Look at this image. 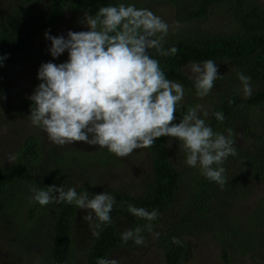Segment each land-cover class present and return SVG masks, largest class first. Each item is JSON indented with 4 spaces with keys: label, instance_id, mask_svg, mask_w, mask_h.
<instances>
[{
    "label": "trees",
    "instance_id": "16d2710c",
    "mask_svg": "<svg viewBox=\"0 0 264 264\" xmlns=\"http://www.w3.org/2000/svg\"><path fill=\"white\" fill-rule=\"evenodd\" d=\"M163 1L178 3L179 16L193 25V29H184L181 34L165 36L164 49L176 46L180 49L177 54L160 56L156 50H149L166 77L182 84L190 93L188 99L177 105L176 122L200 98L209 99L212 113L205 123L225 136L228 129L232 130L236 155L229 156L221 165L226 179L221 186L207 179L199 165L184 167L171 157L168 143L174 138L160 137L151 147L144 148L151 163L144 183L134 182L132 191L114 186L101 189L115 197L110 213L112 222L97 229L100 234L87 247L85 264H97L99 258L111 259L118 248L136 246L132 240L123 241L121 233L148 223L152 225V232L144 229V244L153 242L164 253L168 264H183L192 237L203 230L221 244L227 262L230 251L264 258V197L237 214L243 220L234 222L226 218L234 202L247 197L251 181H264V6L256 0ZM7 2L0 9L2 96H6L9 86L1 79L9 77L11 61L21 58L24 62L44 54L51 43L36 49L37 40L54 29L68 13L94 15L102 6L120 3L148 7L138 0H16L8 5ZM210 6L229 13L234 24L222 30L200 27ZM209 59L218 65L221 76L214 81L207 96L198 97L194 81L190 79V66ZM238 72L251 77L252 95L247 99ZM22 104L31 111L30 100L23 99ZM0 106L5 112L3 108L8 105L0 102ZM217 112L224 114L222 122L216 119ZM11 116L12 113H4L0 118L8 120ZM91 153L88 155L76 148L68 150L67 145H56L42 134H33L17 149L10 165H0V224L14 234L16 264H75L77 234L83 229L86 210L64 202L41 206L32 199V188L63 185L65 190L74 187L78 194L85 193L93 181L77 187L80 173L74 168H80L81 173L89 169L97 175L100 168L107 166L111 155L109 151ZM222 187H226L227 195L218 196ZM129 204L148 211L157 210L159 215L151 222L134 217L127 210ZM158 218L162 219L160 224ZM153 233H159V237L154 239ZM173 237L181 243L174 244Z\"/></svg>",
    "mask_w": 264,
    "mask_h": 264
},
{
    "label": "clouds",
    "instance_id": "9594fccd",
    "mask_svg": "<svg viewBox=\"0 0 264 264\" xmlns=\"http://www.w3.org/2000/svg\"><path fill=\"white\" fill-rule=\"evenodd\" d=\"M80 23L88 30L68 31L67 37L45 32V38L51 41L50 55L57 58L67 51L68 59L60 64L40 65L37 78L41 83L29 97L28 119L32 125L40 127L56 145L84 142L106 148L117 157L151 147L160 137L174 138L185 153L188 166L199 165L207 179L223 186L226 179L221 165L229 156L236 155L232 130L228 129L227 136L214 132L199 115V105L189 107L176 122L184 86L168 79L159 61L149 55L151 49L160 56L180 51L176 46L163 47L169 25L147 8L124 3L102 6L94 15L85 12ZM174 23L178 29L179 22ZM190 72L198 97L207 96L221 76L218 65L210 59L193 63ZM237 77L244 98H249L251 77L239 72ZM215 117L224 120L222 112L215 113ZM168 146L171 147V140ZM32 192V199L41 206L64 202L86 210L83 219L93 227L94 236H99L97 229L102 224L112 222L110 213L116 201L106 192L89 197L87 192L78 194L74 187L65 190L63 185L34 187ZM127 210L149 222L159 215L157 210L131 204ZM145 228L152 232L148 223L126 229L121 239L144 245ZM158 237L159 233H153L154 239ZM172 242L181 243L177 237ZM97 264L119 262L99 258Z\"/></svg>",
    "mask_w": 264,
    "mask_h": 264
},
{
    "label": "rangeland",
    "instance_id": "374dc122",
    "mask_svg": "<svg viewBox=\"0 0 264 264\" xmlns=\"http://www.w3.org/2000/svg\"><path fill=\"white\" fill-rule=\"evenodd\" d=\"M15 1L16 0H0V9L5 6L6 2L8 5ZM138 1L144 2L148 6L147 9L151 10L169 25V34L178 35L183 33L184 29H193V25H188L185 23L186 19H184L182 15L179 16L178 3L176 4L163 0ZM256 1L264 6V0ZM183 6L185 5L183 4ZM206 15L204 22L199 24L200 27L206 30L227 29L230 25L234 24L229 13L215 6H210ZM83 17L84 16H78V14L75 13H68L65 18L52 29L53 31L50 30L48 33L52 36L67 37L68 31H87V26L80 23ZM176 21L180 24L178 29L174 23ZM48 43L50 44L51 42L45 38L44 34L37 40L35 48H42ZM49 48H46L44 54L40 55L38 58H33L31 60L26 59L24 62H22L23 60L21 58H14L11 61L13 67L9 69V77L7 80L5 78L1 79L2 82H6L9 89L6 91V96H2L4 91H0V99L1 97H6L4 98L5 100H0V102H4L8 105L6 108H3L5 112L2 111L0 106V116L4 113L5 115L12 113L11 118H8V120H2L0 118V165L2 166L10 165L15 160L17 149L28 136L42 134L48 138L47 133L40 127L32 125L31 121L28 119L31 111L29 108L23 106L22 100H30L29 97L33 94L36 86L41 83L37 78V73L42 63L52 62L60 64L67 61V51L59 57L53 58L48 51ZM189 95L190 93L184 89V97L181 102H184V99H188L187 97H189ZM192 97H194V95ZM197 105L201 106L199 115L206 121L212 113L211 101L206 98H200L195 106ZM204 112H207V116H204ZM238 143H242V138L238 140ZM66 145L68 150H70V148H76L84 151L88 155H91V152L106 154V151H108L106 148H100L98 145H89L84 142H74L73 144ZM168 148L171 157L177 163L186 167L185 153L179 148V142L172 139L171 147ZM143 150L144 148L136 149L126 157H117L115 154L109 152L111 154L109 156L110 160L106 167L100 168L97 175L94 174L96 179L89 169V172L84 171L81 173L79 171L80 168L75 167V171H77L78 174L80 173L77 187L89 181H93L90 186L85 188V192L88 193L89 197L104 192L101 189H108L109 186H114L125 191L134 190V182L144 183L149 176L148 170L151 168L148 155L143 152ZM251 184L252 186L247 197L242 198V200L238 199L234 202L235 206L227 213V219H234V222L243 220V218L239 217L237 214H242L241 211H243V209L252 207L259 202L261 197H264V181H251ZM226 192V187H222V193L217 195H227ZM161 222L162 219L158 218V224ZM92 223L95 224L94 221ZM81 226L83 229L77 234L79 239L76 245L75 264H85L86 249L89 247L94 237L93 227L90 226L89 222L84 220ZM14 244V234L9 228H4L0 224V264H16L17 254L14 251ZM229 255V261L227 262L223 257L221 244L216 242L211 233H206V231L203 230L200 231L197 236L192 237L183 264H264V258L259 256L252 258L251 254L241 255L233 251H230ZM111 259H116L119 264H168L165 260L164 253L160 248H157L153 242H149L142 246L136 245L133 247L118 248L113 252Z\"/></svg>",
    "mask_w": 264,
    "mask_h": 264
}]
</instances>
